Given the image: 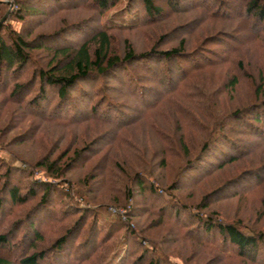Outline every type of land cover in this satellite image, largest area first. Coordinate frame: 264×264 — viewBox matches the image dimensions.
<instances>
[{
  "label": "trees",
  "instance_id": "16d2710c",
  "mask_svg": "<svg viewBox=\"0 0 264 264\" xmlns=\"http://www.w3.org/2000/svg\"><path fill=\"white\" fill-rule=\"evenodd\" d=\"M164 1L166 11L157 5V0H48L54 4L48 8L50 16L59 11L76 10L90 15L80 23L63 21L54 28L55 31L43 33L30 42H26L23 35L12 28L1 26L0 94L14 102L26 117L62 125L99 122L106 128L70 157L64 151L57 158L48 159L45 156L39 161L36 166L48 178L58 180L70 174L78 164L85 167L86 163L100 157L83 177L79 188L86 189L84 192L88 196H92L94 190L91 183L98 184L97 193L106 190L112 175L115 177L112 173L114 168L109 167L113 166V161L108 164V152L101 154L102 148L99 147L110 144L108 147L114 148L111 143L118 139L119 132L128 133L136 126L141 127L148 119L151 146H146L141 152L145 156L159 157L160 161L156 163V157H152L147 162L142 158L140 163L150 169L155 164L172 172V164L178 159L182 166L176 173L172 189L189 185L182 182L185 174H195L189 176L194 182L199 177L204 180L216 171L236 164H239L236 167L240 172L210 194L219 191L223 196L247 194L264 186V68H253L258 75L256 80L250 79L254 86L251 93L239 100L235 98L223 113L209 108L204 112L195 99L196 95H191L188 88L189 81L202 73L204 68L227 62L229 67L236 69L233 72L231 68L229 72L227 88H235L239 75L247 73V67L242 60L230 58L264 36V0ZM21 2L14 0L15 8L10 12V21L25 23L27 16L44 14L40 7L32 6L31 1L26 4ZM239 4L242 15L236 13L235 7ZM198 9H202L203 15H199L195 24L189 25L195 20L189 13H198ZM162 19L164 25H161ZM223 23H229L226 28H229L231 36L239 25L248 26L241 39L229 36L237 41V45L229 46L225 56L213 60L209 56L214 58L215 53L207 48L219 45L220 37L224 39L228 35L223 32L219 40H216V34L204 40L206 36L203 37V33L213 30L215 24L222 27ZM116 32H146L151 45L140 51L136 50L132 41L125 39L117 50L112 48ZM260 41L264 43L263 38ZM168 45L170 47H163ZM262 48L264 58V44ZM34 50L42 51L45 56L41 66L31 54ZM244 56L250 66L246 53ZM30 66L34 67L27 81L16 82L17 76L22 78L27 75ZM97 84L99 89L90 91ZM222 88L224 93L226 84ZM30 130L31 127L23 134L24 138ZM33 134L25 141L32 139ZM0 166V170L3 169L0 173V264L49 263V258L53 260L56 256L62 264H82L100 251L99 246L102 249V242L115 237L119 231L113 229L114 226L129 230L132 229V222L135 224L138 219L130 188L123 192V205L112 207L115 210L126 209L123 213L126 220L117 217L118 224L110 226L112 229L104 233L97 227V214L93 210L71 204L70 181H63L68 188L61 184L28 181L22 193L21 176L29 173L7 166L1 159ZM135 168H138L137 164ZM138 175L141 177H136V181L143 191L142 195L146 194V200L139 206H143V213L156 217L150 225L176 229L177 238L194 247L209 251L217 249L219 255L227 254L229 258L243 260L245 264H264V231L250 229L242 222H214L207 211L209 195L190 209L166 189L163 192L171 196V201L166 203L160 195L162 189L145 180L144 177L150 179V173L141 171ZM60 199L67 200L68 204V209L62 213L55 208ZM256 200L264 211V196ZM31 201L29 209L21 213L18 208ZM128 202L130 206H127ZM75 215L78 216L76 219L73 218ZM55 231L56 234L62 231L63 235L53 239L49 247L37 248V244L45 241L46 235ZM84 232H87L85 238L77 243ZM133 237L134 234H131L128 241L131 242ZM214 242L220 243V247L216 248ZM134 243L129 245L118 264H172L165 257L153 256L147 248L139 249L140 243ZM210 245L215 249L211 250ZM134 257L136 260L133 262Z\"/></svg>",
  "mask_w": 264,
  "mask_h": 264
},
{
  "label": "rangeland",
  "instance_id": "374dc122",
  "mask_svg": "<svg viewBox=\"0 0 264 264\" xmlns=\"http://www.w3.org/2000/svg\"><path fill=\"white\" fill-rule=\"evenodd\" d=\"M29 1H31L32 6H36L38 8L40 7L44 14L27 16L25 23H23L10 21L12 16L10 12L15 8L14 0H0V28L1 26H4L6 29L8 27L12 28L13 31L23 35V39L26 42L36 40L43 33L55 31L54 28L63 23V21L67 23H80L83 21V19L88 18L90 15V13H85L82 10H76L69 12L59 11L50 16L47 11L50 5L54 6V4L48 2V0ZM27 2L28 0H22L21 3L26 4ZM207 3H210V1H207ZM243 3L245 2L243 1ZM157 5L164 9L166 3L164 0H157ZM235 9L236 13H239L240 15L243 14L240 4L237 5ZM164 10L166 11V9ZM198 10V13H189V16L194 17L195 19L193 23L191 22L189 25H193L196 23V21H198L197 18H199V15L202 13V9ZM166 14L168 15L169 13ZM204 18L205 16H203V20ZM160 22L161 25L165 24L163 19L160 20ZM227 24L229 23H223L222 27H220L219 24H215L213 30L203 33V37L206 36L204 40L210 35L214 34H216L218 37L216 40H219V37L223 32L227 33L228 35V37H224V39L220 37L221 42H218L219 45L209 46L207 48L210 50V52L215 53L214 58L212 55L209 56L213 60H217L219 56H225L227 51H229L227 49L229 46L233 47L237 45V41L230 39L229 36L232 38L241 39L248 26V24L239 25L238 30L234 31L231 36L228 34L230 31L229 28H226ZM249 26L252 28L251 23H249ZM220 28L223 31L220 30ZM154 30L155 29H153L152 32H154ZM146 32H148V30H146ZM146 32H116L112 48L117 50L120 49L122 40L128 39L132 41L133 44H135V47H137L136 50H146L151 45V43H149L148 39L146 38V36H148ZM152 32L149 31L148 33ZM189 32L191 31L189 30ZM262 38L264 39V36L260 37L258 40L252 41V44H250L249 47L242 48L238 51V54L232 55L233 52L230 51L232 55L230 60L237 61L240 59L245 64V67H247V73L244 72V75L240 74L238 84L234 89H230L234 92L227 88V86H229V72L232 68V66L229 67V62L220 64L221 66L217 65V67L212 66L210 68L208 66L204 68L202 73H198L194 79L189 81V92L191 95H196L195 99L199 105L201 104L200 106L203 107L204 112L206 108H209L215 112L223 113V111L229 108V105L235 101V98H238L237 100H239L241 97L251 93L254 87L252 81L256 80L258 75L257 68H264V58L262 56V47L264 43L260 41ZM163 47L168 48L170 45ZM31 52L34 58L37 59L36 61L38 62V66H41L45 57L43 52L36 50ZM244 53H246L248 59H250V66L247 65L248 61L244 56ZM223 65L226 66L223 67ZM33 67L34 66H30L26 76L22 78L17 76L16 82L20 81L23 83L27 81V78ZM254 67L257 70L253 69ZM232 70L234 72V70H236L235 67H233ZM249 73L252 74V76H250L252 78L248 76ZM224 84H226V89L224 88L225 90L223 93L222 87ZM98 87H100L99 84H97V86L94 89L92 88L90 91L99 89ZM0 101V159L3 160L7 166L16 167L26 173H29V175L23 174L21 176L22 184L20 188H22V191L24 190L22 193L25 192L24 187L28 181L50 183L52 185L61 184L64 188H68V186L63 181H70V185L72 186L70 191L71 204L78 205L79 207H87L89 211L93 210L97 214L96 224L98 229L104 231L105 233L108 229H112L114 225L118 224L117 217H121L122 221L126 220L123 217L124 210L126 209L120 208L119 210H115V208L112 207L123 205L125 200L123 192H125L127 188L132 189V203L134 206L136 203L135 208L138 215V219L135 220V224L132 222L130 225V228L132 229L128 230L123 227L121 228V226H114L113 229H117L119 231L117 232V230H115L117 232L115 237L102 242V249H100L99 246L98 249L100 251H97V253L84 260L82 264H118V262L125 256L129 245H131L133 242L140 243L141 247L137 245L139 249L142 250L147 248L149 250H145H147L149 253H152L153 256L156 257L157 255H160L165 257V259L169 260L172 264H245L243 260L229 258L227 254L219 255V251L217 249L215 250L216 252L212 250L215 249L211 246L213 243L210 245L213 252L204 250V248L202 249L200 247H194L191 243H187L186 241L181 240V238H177L176 229H174V231L172 228L169 229V227L166 226L159 227V225H150L156 221L155 215L147 212L143 213L141 209L143 206H139L141 204L143 205V202L146 200V194L142 195L143 191L136 181V177H141L138 175L141 171L150 173V179L149 177H144L145 180L153 184L155 187L162 189V192H159H161L160 195H163V200L166 203L171 201V196L163 192L166 189L170 190V192L175 195L174 198L180 200L181 204L190 206V209H192L193 206L198 205L203 197L209 195L211 197L207 199L209 205V209H207V211L214 222H242L243 225L250 229L264 231V211L261 210L262 206L259 201L256 200L257 197L260 199L264 196V186H260L258 190H253L247 194L235 193L233 195L223 196L222 194H219L221 191L216 192L214 195L209 193L210 191L214 192L219 186L228 182L231 177L237 175L240 171L236 166L239 164L234 166H226L223 170L219 172L216 171L210 177H207L204 180H201L199 177L194 182L189 179V176L195 174H185V178L182 182L183 184L188 183L189 185L187 187L175 190L172 189V183L176 178L177 171L182 166V163H180L178 159H176L172 164V172L171 170L168 172V169L166 171L165 169H160V167L156 166L155 164H153V168L150 169L147 167V165L140 163L142 158H144V160L147 162L150 161L152 157H156L154 155L152 156L151 154H147V156H145L146 154H142L141 152L146 146H151V142L149 141L150 136L148 135L150 128L148 125V119L144 121L143 125L141 124V127L140 125L136 126L131 130H128L130 131L128 133L123 132L120 134L119 132L118 139L112 143L110 142L112 146L115 145L114 148H109L108 146L110 144L103 148L104 144L102 143L103 145L99 147L100 149L102 148L101 154L108 152V164L113 161V166L109 167H112V169L114 168L112 173L115 174V177L112 175L110 182H108L107 189L101 191L100 193L96 192L98 184L91 183L90 185L93 187L91 189L94 190H92V196H88L84 192L86 189L83 190L79 188V184L83 177L89 173L94 161L100 157H96L93 161L86 163L85 167L78 164L70 174L63 175L62 178L58 180L48 178L45 173L36 165H38L39 161H41L45 156H47L48 159L57 158L59 154L64 151H67V157H70L75 150L77 151L82 149L85 145L89 144L93 139L106 131L105 125L99 122H97V124L94 122H74L71 124L62 125L49 123L43 120L40 121L37 118L26 117V115H23L21 110H19V107L14 102H10L11 100L5 98L3 94H0ZM30 127L31 130L25 138L29 139V136L34 133L33 138L29 141H25L23 134L28 132V128ZM119 141L121 142L119 143ZM119 145L121 146L117 148ZM196 147H198V145H196ZM123 157H125L124 161L121 160ZM155 161L157 163L160 161V158L156 157ZM114 162L116 165H119L117 168L115 167L116 165ZM136 164L138 165V168H135ZM2 172L3 169L0 170V173ZM116 175L118 179L116 178ZM189 181L192 183L190 184ZM27 185L28 184H26V186ZM215 196H217V198H215ZM211 199H214L215 201L210 202ZM66 201L67 200L65 199H60L57 201V204L59 205L55 206V208H57L62 213L65 211V209H68V204ZM174 201L180 203L177 200ZM32 203L33 202L31 201L23 206H20L18 208L19 211L22 213L25 211V209H29L28 207L31 206ZM127 206H130V202H128ZM77 217L78 216L75 215L73 218L76 219ZM71 223L72 222L69 223V226ZM110 226L112 227L109 228ZM130 230H132L133 233H130ZM86 233L87 232H84V234L79 237L77 243L85 238ZM199 233L201 234V232ZM131 234H134V237L132 238L131 242H129L128 238ZM61 235H63L62 231L58 232L57 234L55 231L52 234L46 235L45 241L42 244H37V248L49 247L53 239L60 237ZM203 240L206 239L204 238ZM214 245L216 248L217 246L220 247V243L218 245V243L214 242ZM67 249L68 247H66L65 251H67ZM150 249L152 251H150ZM58 257L59 256H56L53 258V260L52 258H49V263L46 261L42 262L41 264H62ZM71 259H73V257H71ZM133 259L134 262L136 257Z\"/></svg>",
  "mask_w": 264,
  "mask_h": 264
}]
</instances>
